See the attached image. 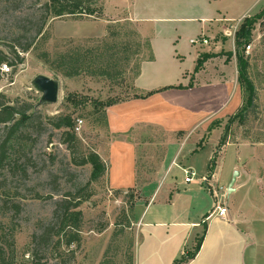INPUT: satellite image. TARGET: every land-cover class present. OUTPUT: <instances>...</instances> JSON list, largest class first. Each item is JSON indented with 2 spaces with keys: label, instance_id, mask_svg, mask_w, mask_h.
I'll return each mask as SVG.
<instances>
[{
  "label": "rangeland",
  "instance_id": "374dc122",
  "mask_svg": "<svg viewBox=\"0 0 264 264\" xmlns=\"http://www.w3.org/2000/svg\"><path fill=\"white\" fill-rule=\"evenodd\" d=\"M47 2L0 0V51L8 53L13 49L21 59L18 62L13 55L7 54L13 66H0V94L18 109L28 106L26 115L31 117L4 144L6 130L0 125V147L3 154L0 161V225L8 237L13 235L16 264H30L27 252L30 237L38 231L39 224L49 221L53 210L52 200L60 199L66 193H74L88 183L92 197L79 207L83 216L82 242L75 254L74 264H126L129 253L133 251L130 247L134 245L136 233L135 211L146 206L145 195L158 187L148 184L154 181L153 174L164 167L165 149L171 147L167 144L169 133L166 134L157 126H149L141 133H136L140 136L135 138L139 149L137 184L128 190H113L106 182V173L97 181L89 182L90 166L77 167L71 164L70 151L61 143L63 130H56L51 121L59 117H70L73 126L80 121L79 132L72 131L76 138L73 144L74 157L79 159L91 152L96 153L98 148L107 144L109 136L105 133V110L96 109L94 104L114 98L122 101L130 99L134 95L131 89L134 75L140 63L147 60L148 52L135 27L128 23L110 25L104 37H72L77 34L100 33L99 25L76 24L74 21H95L102 19V15L100 18H49L42 37H36L34 29L39 23L41 7ZM96 7L102 8L101 0ZM246 21H251L253 25L251 41L241 48L240 53L248 64L246 73L255 88L258 111L244 113V120L239 122L240 117L236 116L246 110L242 98L241 106L232 115L213 121L207 130L199 125L187 142V146H190L200 134L199 143L205 151L199 155L197 165L204 164L203 152L208 151L213 144L217 133L211 130L215 128L225 133L226 141L242 140L249 145H264V8L239 23L235 27L234 36ZM27 44L31 45L30 49L22 52V47ZM105 45L112 53H121L111 58L114 62L113 68L109 70L110 75L121 72V76L108 78L82 73L66 78L55 69L56 58L64 53L89 51L95 57L105 51ZM120 58L125 60L113 66L115 59ZM213 58L206 60L202 68ZM223 58L226 62L230 60L228 55ZM104 59L108 60L107 54H104ZM37 76L58 83L55 104L40 103L41 95L32 87V81ZM235 106L234 100L223 114L232 113ZM232 153V148L225 153L226 165ZM174 171L177 172L173 177L176 184L183 179V173ZM228 185L217 186L218 196L223 194L225 200ZM162 189L166 190V187ZM261 192L264 194V187ZM189 195L177 185L172 201L166 202L168 194L162 191L151 201L150 212L163 210L169 213L173 208L188 210V213L193 214L201 204L195 200L190 201ZM218 200L221 201L219 197ZM103 225L104 230L97 232Z\"/></svg>",
  "mask_w": 264,
  "mask_h": 264
},
{
  "label": "crops",
  "instance_id": "0c3cea01",
  "mask_svg": "<svg viewBox=\"0 0 264 264\" xmlns=\"http://www.w3.org/2000/svg\"><path fill=\"white\" fill-rule=\"evenodd\" d=\"M101 2L102 19L74 21L76 24L99 25L100 33L72 37L100 38L112 24L133 25L148 52L147 60L140 63L132 81L134 95L151 94L142 99L130 98L104 111L109 141L98 148L96 154L107 165L108 186L113 190L136 186L139 149L135 138L140 137L136 134L138 131L141 133L146 127L157 126L169 133L167 144L171 146L169 150L165 149L163 169L153 174L154 181L148 184L158 187L145 195L146 206L135 211L133 264H173L185 251L192 250L203 231V223L206 230L200 249L187 264H264V194L261 192L264 187V145L227 140L215 156L212 171L210 160L214 157L221 129L211 130L217 136L210 149L203 152L204 164L197 165L199 155L205 151L199 143L200 134L187 146L199 125L207 130L213 121L232 115L241 106L234 30L244 19L262 10L264 0ZM200 38L206 39L207 43H189ZM200 54H211L215 58L193 75L191 88L178 89V86L188 85ZM227 54H231L228 62L223 58ZM234 100V111L223 114ZM229 148L233 153L226 165L224 156ZM174 170H189L194 179L189 184L183 179L175 184L173 177L177 172ZM234 172L238 176L225 200L223 194L218 196L217 186L230 184ZM177 185L190 193V201L201 204L196 212L191 214L188 210L173 208L169 213L163 210L150 212L151 201L162 191L168 194L166 202H171ZM218 202L226 207L225 217H209Z\"/></svg>",
  "mask_w": 264,
  "mask_h": 264
},
{
  "label": "trees",
  "instance_id": "16d2710c",
  "mask_svg": "<svg viewBox=\"0 0 264 264\" xmlns=\"http://www.w3.org/2000/svg\"><path fill=\"white\" fill-rule=\"evenodd\" d=\"M98 1L99 0H48V2L41 7L42 13L39 18V23L34 29L35 36L42 37L43 28L49 18H80L83 16L100 18L102 15V8L99 7L97 9L96 5ZM247 19L248 18H246V20ZM252 29V22L246 21V23L239 28L234 36V56L237 67V82L242 92V98L244 99L243 105L246 106V110L242 111L236 116L240 117L239 122L244 120V113H249L253 110L258 111L255 88L247 77L246 73L248 64L244 59V55L240 53L241 48L251 41ZM30 47L31 45L27 44L26 46L22 47L21 50L22 52H27ZM104 50L105 51L103 53L100 52L99 54L95 55V57H92V54L89 51L74 50L64 53L56 58L57 65L55 66V69L66 78L78 76L82 73L106 76L108 78H111V76H121V72L114 73V75H110L109 73V70L112 67V62H114L111 58L121 53H112V50L106 45ZM7 54L13 55V57L18 60V62L21 61L13 49H10L8 53L0 51V66H13V64L9 62ZM104 54L108 55V60L104 59ZM227 55L228 57L231 56V54ZM45 57L46 55L43 56V58ZM212 57L214 56L211 54H200L195 63V67L189 79L188 85L186 87L178 86L177 88H191L193 86V75L198 73L202 69L203 63ZM123 60L125 59H115L113 66H117V63ZM137 74L138 71L134 75V78ZM131 89H133V87H131ZM150 95L151 94H147L144 97L133 95L131 98L142 99ZM122 100L115 98L108 99L103 103H95L94 106L96 109L100 108L105 110L106 108L115 105ZM28 111V106L18 109L15 106L10 105L4 95L0 94V125H3L4 129L6 130L3 144L10 140L15 130H18L22 125L25 124V122L30 120L31 117L26 115ZM103 118L105 120V114L103 115ZM51 124L56 130H63V133L61 134V143L66 145V148H68L70 151L71 164L77 167L89 165L91 168L89 182H95L102 178L107 171V166L96 153L91 152L86 156L80 157L79 159L74 157L73 144L75 143L76 138L72 133L73 123L71 118L59 117L55 120H52ZM225 142L226 136L225 133L222 132L214 152V158L220 149L225 145ZM1 148L2 147H0V161L3 156ZM213 167L214 160L212 158L210 160L211 171L213 170ZM89 186L90 185L87 183L83 187L77 189L74 193H66L60 199H51L53 210L51 212L49 221L47 223L39 224L38 231L33 233L29 240L27 252L30 258V264H74L75 254L80 248L82 242L81 228L83 224V216L82 212L79 210V207L92 197ZM14 208L18 210L17 206H14ZM202 227L203 231L201 235L196 238L192 250L185 251L180 259L174 261L173 264H187L194 259L203 241L206 224L203 223ZM104 228L105 226L103 225L96 231L102 232ZM132 248L133 246L131 244L130 250ZM133 260L134 255L132 251L127 257L126 264H133ZM0 264H16L13 235L8 237L1 225Z\"/></svg>",
  "mask_w": 264,
  "mask_h": 264
},
{
  "label": "water",
  "instance_id": "95a60500",
  "mask_svg": "<svg viewBox=\"0 0 264 264\" xmlns=\"http://www.w3.org/2000/svg\"><path fill=\"white\" fill-rule=\"evenodd\" d=\"M32 87L35 91L40 93V103L41 104H55L57 102L58 97V90L59 86L58 83L50 78L44 76H37L32 81ZM238 176L237 172L233 173L231 182L227 189V195H230L232 192V185Z\"/></svg>",
  "mask_w": 264,
  "mask_h": 264
},
{
  "label": "built area",
  "instance_id": "2783aa9c",
  "mask_svg": "<svg viewBox=\"0 0 264 264\" xmlns=\"http://www.w3.org/2000/svg\"><path fill=\"white\" fill-rule=\"evenodd\" d=\"M189 43L191 45H197V44L204 45V44L207 43V41L204 38L203 39L200 38V39L190 40ZM80 128H81V122L77 121L76 124L73 126V130L75 132H79ZM182 172H183V175H184L183 182L185 184L191 183L192 180H193V177H194L193 173L191 171H189V170H182ZM214 215L218 216L219 218H224L225 217V215H226V207H225V205H223V203H221V204H219V202L216 203L215 209L209 215V217L214 216Z\"/></svg>",
  "mask_w": 264,
  "mask_h": 264
}]
</instances>
